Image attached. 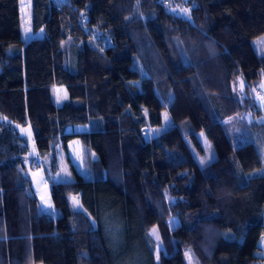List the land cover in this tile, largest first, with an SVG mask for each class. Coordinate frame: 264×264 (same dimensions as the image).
Wrapping results in <instances>:
<instances>
[{
  "label": "trees",
  "instance_id": "16d2710c",
  "mask_svg": "<svg viewBox=\"0 0 264 264\" xmlns=\"http://www.w3.org/2000/svg\"><path fill=\"white\" fill-rule=\"evenodd\" d=\"M20 1L0 0V264H264V0H30L28 39ZM73 138L85 171L47 210L29 172Z\"/></svg>",
  "mask_w": 264,
  "mask_h": 264
},
{
  "label": "rangeland",
  "instance_id": "374dc122",
  "mask_svg": "<svg viewBox=\"0 0 264 264\" xmlns=\"http://www.w3.org/2000/svg\"><path fill=\"white\" fill-rule=\"evenodd\" d=\"M20 11H21V17H22L23 37L25 39H28L34 35V31L32 29V25H31L30 0H21L20 1ZM26 33H27V35H26ZM254 43H255V47L258 51H264V34L258 36L254 40ZM238 83H239V81H238ZM262 89L264 92V88H262ZM52 92H53V97L58 104H61L64 100H66L68 98V91H67L66 86H64V85H54ZM165 113H167V116H168V122L167 123H166L165 118H164ZM171 124H172L171 115H170L169 109L166 107L163 110V122H162V124L154 127V129H152V132L157 133L158 130L161 132V131L167 129ZM75 128L80 129V130L88 129V124H77V125H75ZM23 129H27V128L24 127ZM149 131L150 130L148 129V132ZM199 134H200V137H201L203 143L207 144L205 133L203 131H201V132H199ZM208 144H209V141H208ZM32 145H33V143H32ZM208 150H210L209 147H208ZM67 155L69 156V159H67ZM61 158H62V160H60V170L53 175L52 174L51 175L46 174L44 169L40 165L39 166L35 165L33 168H31V170L29 172V174L31 175L32 180H33L34 192L39 196V198L42 195L45 196V199L50 204H52V201H51V196H50V192H49V182L52 179H55L58 181L73 179V175L71 173V169H70V165H69V160H72L79 170L85 171L84 159L82 156L81 143H80L79 138L71 139V141L68 144L67 150H63L61 152ZM65 171L69 175H65ZM32 173H37V175L34 177L32 175ZM58 173H59V176L57 175ZM41 180L43 182H41ZM45 185H46V187H45ZM73 196H79V195L78 194H72L71 197H73ZM40 203H41L42 207L46 208L47 210H51V208H48L47 204L42 202L41 199H40ZM80 203H81V201H80ZM60 222L61 221H58V226H60ZM64 228H66V225H64ZM262 245L264 246V239L262 240ZM186 253L188 255H186ZM175 257L178 260H187L190 264H196L193 255L190 252L183 251L181 248L177 249V251L175 253ZM135 263H136L135 257L131 256L130 258L127 257L126 259H121L119 264H135Z\"/></svg>",
  "mask_w": 264,
  "mask_h": 264
},
{
  "label": "snow or ice",
  "instance_id": "6c2138e0",
  "mask_svg": "<svg viewBox=\"0 0 264 264\" xmlns=\"http://www.w3.org/2000/svg\"><path fill=\"white\" fill-rule=\"evenodd\" d=\"M181 12L187 14L189 12V9L183 8V9H181ZM26 35H27V33H26ZM238 79H239V91L242 93L243 90H244V82H243L242 78H238ZM261 87L264 88V83L261 84ZM253 91H255V89H253ZM257 98L261 102V105L264 106V95H260L259 93H257ZM145 114L147 115V110L146 109H145ZM164 118H165V121L167 123L168 122L167 113L164 114ZM25 131L27 132L28 138L31 139V135H32L31 134V130L30 129H21V132H25ZM211 158H212L211 156H206V157L201 158L200 164L201 165H205L208 162V160L211 159ZM26 163H27V161H26ZM32 175L35 177L37 175V173H32ZM57 175L59 176V173ZM65 175H69V174L65 171ZM41 182H43V181L41 180ZM45 187H46V185H45ZM40 199H41L42 202L47 204L48 208L52 207V205L50 203H48V201L45 199V196L42 195L40 197ZM71 201H72V206H73L74 209L83 210V206L81 205L78 196L71 197ZM150 235L152 237H154L156 241L160 240L159 233H158V230L156 228H153L151 230ZM160 247H161L160 244H158L157 245V260L159 259V249H160ZM186 255H188V254L186 253Z\"/></svg>",
  "mask_w": 264,
  "mask_h": 264
},
{
  "label": "clouds",
  "instance_id": "9594fccd",
  "mask_svg": "<svg viewBox=\"0 0 264 264\" xmlns=\"http://www.w3.org/2000/svg\"><path fill=\"white\" fill-rule=\"evenodd\" d=\"M208 47H209V49H210V51H211L212 54H215V53H216V50H215L214 44H211V43H210V44L208 45ZM118 228H119V226L117 227V230L115 231V236L111 237L112 239H115L116 237L119 236Z\"/></svg>",
  "mask_w": 264,
  "mask_h": 264
}]
</instances>
